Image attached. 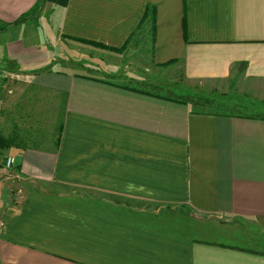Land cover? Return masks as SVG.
I'll return each instance as SVG.
<instances>
[{"label":"crops","instance_id":"crops-1","mask_svg":"<svg viewBox=\"0 0 264 264\" xmlns=\"http://www.w3.org/2000/svg\"><path fill=\"white\" fill-rule=\"evenodd\" d=\"M38 3L0 0V26ZM2 70L59 115L51 149L0 132V264H264V115L170 85L264 93V0L45 2L0 32Z\"/></svg>","mask_w":264,"mask_h":264},{"label":"rangeland","instance_id":"rangeland-1","mask_svg":"<svg viewBox=\"0 0 264 264\" xmlns=\"http://www.w3.org/2000/svg\"><path fill=\"white\" fill-rule=\"evenodd\" d=\"M42 19V18H40ZM42 21L38 22V26ZM55 25V23H53ZM55 34V28L51 26L47 30V41L51 42ZM5 75L0 86V105L6 101V110L0 112V132L5 135L10 132L18 134L19 138L26 142H36L42 149L52 148L57 137L58 111L52 105V101H46L40 97V93L29 94V87L22 86L19 79L10 77L9 71H0ZM170 85H173L182 92L180 98L188 101L195 107V110L210 113H225L244 116H262L264 109L257 110L256 106L261 103L260 99L264 93L260 90H252L243 84L237 86L230 84L229 87L218 86L216 82L188 81L183 78L181 71L170 74ZM190 89V93L189 90ZM177 90V89H176ZM158 92L171 95L166 90ZM246 94H244V93ZM177 94V93H175ZM264 107V106H262ZM22 117V118H20ZM29 141V142H28ZM169 226L176 228L174 219L168 218ZM215 241L216 238H206ZM221 242L229 245L247 248L249 245L243 240H223Z\"/></svg>","mask_w":264,"mask_h":264},{"label":"trees","instance_id":"trees-1","mask_svg":"<svg viewBox=\"0 0 264 264\" xmlns=\"http://www.w3.org/2000/svg\"><path fill=\"white\" fill-rule=\"evenodd\" d=\"M68 1L69 0H39V3L37 4V6H35L29 12L21 15L17 21L13 22L12 24H8V25H17V24L23 23L31 15L36 14L38 12L39 8L42 7L45 2L52 3V4L57 5L59 7H65L67 5ZM8 25L0 26V32L4 31L8 27ZM179 99H181V98H179ZM183 101H185L186 103H189L186 100H183ZM10 144H11V142L9 140L4 139V138H2V136H0V147H9Z\"/></svg>","mask_w":264,"mask_h":264},{"label":"built area","instance_id":"built-area-1","mask_svg":"<svg viewBox=\"0 0 264 264\" xmlns=\"http://www.w3.org/2000/svg\"><path fill=\"white\" fill-rule=\"evenodd\" d=\"M4 78H5V75L0 72V86H1ZM13 164H14V158L11 156H8L6 158V167L10 168Z\"/></svg>","mask_w":264,"mask_h":264}]
</instances>
